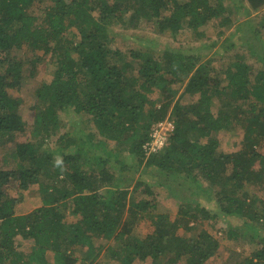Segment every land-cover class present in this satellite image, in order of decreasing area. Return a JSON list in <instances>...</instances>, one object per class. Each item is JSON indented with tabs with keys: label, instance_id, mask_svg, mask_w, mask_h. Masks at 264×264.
Instances as JSON below:
<instances>
[{
	"label": "trees",
	"instance_id": "16d2710c",
	"mask_svg": "<svg viewBox=\"0 0 264 264\" xmlns=\"http://www.w3.org/2000/svg\"><path fill=\"white\" fill-rule=\"evenodd\" d=\"M39 1L0 0V138L27 128L18 111L24 99L10 92L19 89L24 78L21 63L12 61L13 50L23 45L43 50L51 55L52 65L32 106V134L38 139L16 141L11 153L16 165L0 168V264H46L48 250L60 256L79 246L85 260L96 261L106 249L119 264L147 259L152 264H205L217 251L218 239L208 230L179 233L182 226L193 230L190 222L198 216H213L200 200L180 204L172 222L167 214H158L154 231L144 238L123 222L125 212L131 218L156 206L155 200L127 198V187L121 190L123 177L112 168L132 167L126 151L139 158L132 174L140 165L156 166L168 177L194 173L200 184L208 183L206 190H213L216 215L245 217L264 228V198L252 190L254 185L264 189V154L257 148L264 140V69L254 71L240 54L223 68L210 67L200 56L170 47L157 53L132 49V59H126L127 53L114 43L115 26L127 28L140 21H153L161 32L190 29L199 37L205 35V26L215 23L222 34L234 23V12L246 9L244 0H54L42 22L32 10ZM233 1H238L236 11ZM259 1L250 3L258 9ZM175 82L185 84L184 94L197 98L175 102L170 116L175 130L168 144L145 161L143 145L170 105L159 107L151 95L157 90L174 94ZM223 94L241 101L235 116L244 130L243 146L234 152L219 148L218 132L234 121V114L213 110V97ZM62 112L92 122L98 132L86 140L65 132L57 139L60 149L53 151L50 140ZM98 133L103 138L97 139ZM69 147L73 151H66ZM35 183L43 204L18 214L19 199L10 191ZM202 190L201 196L206 192ZM68 210L75 221H68ZM18 236L34 240L30 251L19 248ZM229 237L236 238L237 232L229 230ZM112 239L116 246L108 243ZM239 264H264V248Z\"/></svg>",
	"mask_w": 264,
	"mask_h": 264
},
{
	"label": "rangeland",
	"instance_id": "374dc122",
	"mask_svg": "<svg viewBox=\"0 0 264 264\" xmlns=\"http://www.w3.org/2000/svg\"><path fill=\"white\" fill-rule=\"evenodd\" d=\"M237 2H232L233 11H236L235 5ZM244 2L246 3L247 11L244 9L239 13L234 12V23L223 29L222 34L218 33L221 28L217 27L215 23L205 26V35L199 37L190 29H183L178 34H174L171 31L161 32L153 21H140L139 24L132 27L115 26L113 29L115 33L114 43L124 53H127L126 59L131 58L130 50L132 49L136 50L137 48L141 49L144 47L149 50L153 49L157 53L160 49L170 47L196 54L201 57L202 62L210 64V67L223 68L231 61L235 54H240L246 58L254 71L261 68L264 69V0L259 1L261 5L258 9L251 5L250 0H244ZM54 3V0H42L34 4L32 10L37 14L39 22L45 19L47 10ZM35 57H38L36 63L34 62ZM123 58L125 59V57ZM12 61L21 63L24 78L21 87L19 89L11 88L10 92L24 99L18 111L26 121L27 128L24 131L10 132L0 138V168H12L16 165L14 158L11 156V153L15 151L14 144L16 141L25 142L31 139H38V136L32 134V125L36 121V112L32 106L36 102V90L43 79L50 77L49 69L52 66L50 54L45 53L43 50L34 51L28 45L15 48L12 52ZM172 88L174 93L172 95L163 94L158 90L151 95L152 98L159 100V107L167 106L166 102H170V105L167 106L168 112L165 119L171 118V112L177 100L187 103L197 98V96L183 93L185 88V84L183 83L175 82L172 84ZM213 101L215 102L213 104L214 112L217 113L223 110L234 114L233 124L217 134L220 150L225 152L240 150L243 146L244 130L237 124L235 114L236 110H238L236 106L241 104V101H231L224 94L215 95ZM246 105H249V103L247 102ZM61 115L63 119L60 127L54 131L55 133L51 136L50 140L53 151L60 149L57 139L65 132H70V134L72 133V135L78 137L81 136L84 140L87 139L89 134L98 132L92 122H88L86 119L81 120L79 115L71 112H62ZM98 138L103 137L98 133ZM200 140L206 142L207 139L202 138ZM94 141L96 142V138ZM109 146L114 147V142H109ZM89 148L91 149V145H88L87 149ZM257 148L264 154V140L258 144ZM66 151H73V147H69ZM124 156L127 165L132 167L120 168V166H117L112 168L118 178L123 177V181H119L121 190H125L127 187L129 191V194H126L127 198L132 195L136 202L145 199L155 200L154 203L156 204V206H151L149 211H140L136 216L132 215L131 218H128L125 212L123 222H127L131 226V232L135 236L144 238L149 233H152L156 227L154 221L157 219L158 214H167L169 222H172L178 215L180 204L183 202V205L185 203L189 204L187 203L188 200H200L203 205L209 208L213 216L205 217L200 215L196 220L190 222V225L194 226L193 230L186 231L185 227L182 226L179 229V233L190 236L193 233L197 235L199 230H208L218 239L219 247L217 251L205 264H239L254 250L264 248V228L252 223L245 217L225 215L224 213L216 215L219 208L213 196V190H206L205 188H208V183L202 182L200 179L202 183L200 184L194 173L189 175L181 174L179 177H168L156 166L144 167L140 165L136 173L132 174V170L138 165L139 158L132 156L128 151L124 153ZM148 157H145V161ZM58 158L60 159V157ZM202 189L206 191L203 192V196L199 193ZM252 190L258 196L264 198V189L260 185H254ZM33 191L37 195H26L27 200L32 199V205L27 200L22 201L25 196H20V191H17V189L13 188L10 191L12 196L18 197L20 200L19 204L22 203V205H19L21 207L18 206V212H29L34 206L43 204L41 195L37 193V190ZM102 192L108 193L107 190H102ZM68 212V221H75L76 216L71 214L70 210ZM229 230L237 232V237H229ZM19 241L21 244H26L27 246L31 242L20 238ZM108 243L113 246L117 245V241L114 239L108 241ZM105 250L96 261L89 259L87 262L89 264L90 262H92L91 264H118ZM82 252V248L76 249L77 254L82 255ZM137 263L152 264V260H137ZM180 264L185 263L181 262Z\"/></svg>",
	"mask_w": 264,
	"mask_h": 264
},
{
	"label": "crops",
	"instance_id": "0c3cea01",
	"mask_svg": "<svg viewBox=\"0 0 264 264\" xmlns=\"http://www.w3.org/2000/svg\"><path fill=\"white\" fill-rule=\"evenodd\" d=\"M5 169H7V168H5ZM39 185V183H35V184H33L30 188H28V189H26V190H21L20 191V196H22V197H24L23 198V200L22 201H25V200H27V196L26 195H31V194H33V195H37V194H34V191L33 190H37V193L39 194V195H41V197L43 198V196H42V193H41V190H40V185ZM12 191V190H11ZM19 202H20V200L18 201V204H17V206H16V212L18 213V214H24V213H27V212H22V211H20V212H18L17 211V209H18V206L19 205H22V203H20L19 204ZM27 202L28 203H30V205H32V199H28L27 200ZM41 206V205H40ZM19 207H21V206H19ZM37 207H39V206H34L33 207V209H31L30 211H32V210H34L35 208H37ZM29 211V212H30ZM19 238L20 239H22V240H25V241H31L30 242V245H26V244H21L20 243V241H19ZM17 243L19 244V248L20 249H23V250H26V251H30L31 250V247H32V245L33 244H35V242H34V240L33 239H24L23 237H21V236H18L17 237ZM23 245V246H22ZM78 248H80V246L79 247H76V248H74V249H70V251H68L65 255H60V256H57V254H56V252L55 251H53V250H48L47 252H46V258H47V263L46 264H89L87 261L88 260H85V259H83L84 257H82V255L81 254H77L76 253V249H78ZM104 251V250H103ZM105 252H106V250H105ZM70 254V255H69ZM100 257V256H99ZM98 257V258H99ZM114 261H116V262H118L117 260H115V259H113ZM90 262V261H89ZM92 262H90V264H91ZM37 264H41V263H37ZM118 264H119V262H118Z\"/></svg>",
	"mask_w": 264,
	"mask_h": 264
},
{
	"label": "built area",
	"instance_id": "2783aa9c",
	"mask_svg": "<svg viewBox=\"0 0 264 264\" xmlns=\"http://www.w3.org/2000/svg\"><path fill=\"white\" fill-rule=\"evenodd\" d=\"M175 130V122L167 118L152 127L150 138L144 143L143 148L147 156L158 153L169 141L170 135Z\"/></svg>",
	"mask_w": 264,
	"mask_h": 264
}]
</instances>
